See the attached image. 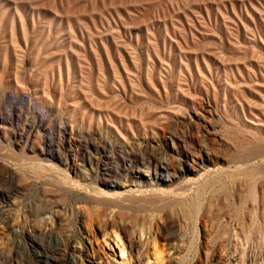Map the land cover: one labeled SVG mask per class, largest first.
I'll use <instances>...</instances> for the list:
<instances>
[{
    "label": "rangeland",
    "instance_id": "rangeland-1",
    "mask_svg": "<svg viewBox=\"0 0 264 264\" xmlns=\"http://www.w3.org/2000/svg\"><path fill=\"white\" fill-rule=\"evenodd\" d=\"M0 264H264V0H0Z\"/></svg>",
    "mask_w": 264,
    "mask_h": 264
}]
</instances>
